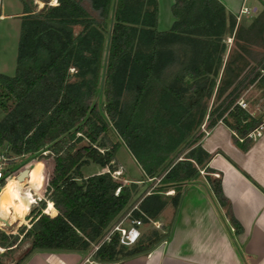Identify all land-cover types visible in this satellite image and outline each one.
I'll list each match as a JSON object with an SVG mask.
<instances>
[{"label":"trees","instance_id":"1","mask_svg":"<svg viewBox=\"0 0 264 264\" xmlns=\"http://www.w3.org/2000/svg\"><path fill=\"white\" fill-rule=\"evenodd\" d=\"M21 5L14 72L0 73V151L11 161L3 176L19 166L14 158H31L37 163L31 185L45 189L29 211L28 227L15 234L0 230L6 250L29 242L13 264L38 250L87 252L98 241L134 188L110 175L120 143L142 175L155 181L132 211L144 223L168 200L176 208L199 168L212 171L205 166L210 154L196 144L203 120L204 130L218 121L231 130L241 151L253 142L247 133L260 118L234 102L247 85L264 93V73L257 70L264 68V9L243 27L217 0H173L175 19L158 31L156 0H56L37 12ZM226 35L232 37L227 52ZM44 156L63 161L52 176ZM89 162L107 171L83 176ZM205 175L206 192L226 207L237 233L219 178ZM9 198L0 199L4 209L27 211ZM48 202L54 215L42 212ZM168 228L140 234L129 246L118 244L114 233L91 258L122 264L150 251Z\"/></svg>","mask_w":264,"mask_h":264},{"label":"crops","instance_id":"2","mask_svg":"<svg viewBox=\"0 0 264 264\" xmlns=\"http://www.w3.org/2000/svg\"><path fill=\"white\" fill-rule=\"evenodd\" d=\"M217 1L225 12L234 16L235 24L243 27L264 9V0ZM172 2L156 0L158 31L167 30L175 19L170 12ZM242 7L249 12L240 13ZM228 38L231 46V35L225 36ZM205 123L203 120L200 125L199 130L204 134L196 143L210 154L205 166L212 171L205 174L219 178L228 211L240 231L234 232L226 207L219 206L206 192V181L203 176H198L197 182L186 186L176 208L168 200L154 219L159 220L158 216H167L170 212L168 233L164 239L146 254L127 258L122 264H264V131L245 151H241L230 140L231 130L219 121L204 130ZM171 193L172 190L168 194ZM138 201L134 200L132 205ZM10 233L15 234V229ZM13 249L0 247V264H13L19 256L14 260L8 258L18 254V250ZM85 253L38 250L20 264H86L83 261Z\"/></svg>","mask_w":264,"mask_h":264},{"label":"rangeland","instance_id":"3","mask_svg":"<svg viewBox=\"0 0 264 264\" xmlns=\"http://www.w3.org/2000/svg\"><path fill=\"white\" fill-rule=\"evenodd\" d=\"M23 1L27 3V5L29 6L32 12H37L44 5H47L45 4L46 2L53 3V0L51 1L23 0ZM83 4L85 8L89 9L88 5L85 2ZM21 6H22L21 0H0V73L5 74V75H12L14 72L16 43H17V37H18V32H19L20 12L22 9ZM78 29H79L78 26L73 27V30L75 32ZM224 42L225 44H227L226 46L229 49L230 47L229 38L228 39L224 38ZM261 69L263 70L262 73L260 71ZM257 70L260 74L264 73V68L258 67ZM239 93L244 94V97L248 99V102L250 105H253L255 103L257 104L259 102L264 101V93H262V91L258 89H255L253 85H247L246 87L240 89ZM97 99L100 100V98H97ZM210 105H211V100L208 101V108L210 107ZM0 114H2L1 111H0ZM114 139L120 142L117 136L112 137L111 140H114ZM44 158L47 160L46 162L47 173L51 174L52 176L55 170L59 168V166L62 164L63 161L53 160L50 156H44ZM10 162L11 161L9 160L5 161L4 166L7 167L8 165H10ZM12 164H19V166L16 169H14L10 174L6 175L7 179H10L12 177H20L28 169H31L32 165L37 164V163L34 159L20 157V158H14V160H12ZM112 165H113V169H115L117 173L114 177L111 176L115 181L123 185H129L131 182L134 183V188L132 190L131 196L127 204L124 206V208H127L128 206H132L133 204L132 202L134 200H138L142 195L147 193L154 186L155 181H152L151 179L146 178L142 175L138 165L135 163V160L130 155V153L127 151V149L124 147V145L121 143L116 153L114 154ZM106 171H107L106 167H100L99 165L91 163V162L81 167V174L83 176H87L90 174H98V173L106 172ZM111 173L112 171L110 170V174ZM198 173H199V178H201V176H206L205 171L202 170L201 168H199ZM42 188H43V185L41 183L37 184L35 188H32V189L30 188V185L28 184V182L21 183L18 186L12 183L11 189L6 188L2 193H0L1 195L9 194L11 197L15 198L17 201L19 202L22 201V203L25 204L28 208V210L25 212V214L22 215L21 218L16 219L9 226H4L3 224H0L1 231L3 230L7 233H10V230L15 229V232L17 233L21 226H26V224H28V220L31 214L29 213L30 209L32 207L38 206V204H36L37 200L43 197L44 189L41 192ZM5 191H7L8 193H6ZM27 191L30 192L31 200H32V202L29 205L26 204L25 202L26 200L24 199L23 195L20 194V192L25 193ZM184 191L185 189L182 191L179 200H182ZM165 193L167 194V192ZM46 207H47V203H45L44 208L42 209V212L45 211ZM54 213L55 212H53L51 215H54ZM169 213L170 212H168L167 216L165 215L161 217L158 216L159 220L157 221L161 224L159 229H154L153 225L149 221H147V222L142 223L141 226H138L140 233L145 234L150 230H155L158 233L165 232L169 224V218H170ZM18 238L20 239V235L18 236ZM26 247H27V240L21 239L18 242L17 246L14 247L13 249V250H18V254L13 255V256L9 255L8 258H11V260H14L18 255H20L26 249ZM86 255L87 253H85L83 261Z\"/></svg>","mask_w":264,"mask_h":264},{"label":"built area","instance_id":"4","mask_svg":"<svg viewBox=\"0 0 264 264\" xmlns=\"http://www.w3.org/2000/svg\"><path fill=\"white\" fill-rule=\"evenodd\" d=\"M51 1V0H48ZM56 3V0H53L52 2H46L47 5H54ZM239 12L246 13L249 12V10L245 7H242ZM262 73V69L260 70ZM235 104H237L240 108L246 110L248 114L251 117H259L260 121L256 126H254L248 133L247 136L251 139H254L257 137L264 129V101L255 103L253 105H250L248 102V99L244 97V94H239V96L236 98ZM8 159L4 157L2 153H0V178L4 179V184L6 182V175L3 176V170L6 168L4 166L5 161ZM10 174V173H9ZM116 170H113L110 174L112 177L116 175ZM8 175V174H7ZM213 176H216V174H212ZM1 189V187H0ZM171 190H167V194ZM148 193V192H147ZM136 210V204L132 206H128L127 208L122 209L111 222L107 225V227L104 230V233L102 236L98 239L97 242L93 243L90 247V249L86 252L87 255L84 259V262L87 264H99L95 262L91 256L93 252L97 249V247L103 242L107 241L109 237L116 233L118 234V244L129 246L133 244L137 238L140 236V230L138 229V226L142 225V221L139 217H133L132 211ZM154 229H159L161 224L157 220L148 219ZM29 224H26V227H28ZM3 231V230H2ZM5 232V231H4ZM7 233V232H5Z\"/></svg>","mask_w":264,"mask_h":264},{"label":"bare ground","instance_id":"5","mask_svg":"<svg viewBox=\"0 0 264 264\" xmlns=\"http://www.w3.org/2000/svg\"><path fill=\"white\" fill-rule=\"evenodd\" d=\"M35 167V164L32 165L31 169ZM31 169H28L25 173H23L20 177H12L10 179H7L5 184L1 187L0 189V193H2L6 188H9L11 189V184H15L16 186H18L19 184L21 183H25V182H28V184L30 185V188L32 189V185H31ZM6 193H8L7 191H5ZM19 193V192H17ZM20 194L23 195L24 199L26 200L27 204L29 205L32 200H31V194L30 192H20ZM2 198H9V194H0V199ZM22 203V201H21ZM28 210V209H27ZM44 213L46 212V214H52L54 211L53 207H52V204L49 205V207L47 208L46 211H43ZM0 216H2L3 218L6 219V221L10 224H12V222H14L16 219H19L22 217V215H17V214H14V213H11L9 211H7L6 209H4L1 201H0ZM1 217V218H2ZM1 224V222H0Z\"/></svg>","mask_w":264,"mask_h":264},{"label":"water","instance_id":"6","mask_svg":"<svg viewBox=\"0 0 264 264\" xmlns=\"http://www.w3.org/2000/svg\"><path fill=\"white\" fill-rule=\"evenodd\" d=\"M2 216H0V222H1V224H3L4 226H9V223L6 221V219L5 218H1Z\"/></svg>","mask_w":264,"mask_h":264}]
</instances>
